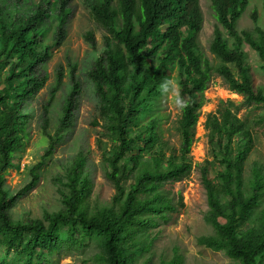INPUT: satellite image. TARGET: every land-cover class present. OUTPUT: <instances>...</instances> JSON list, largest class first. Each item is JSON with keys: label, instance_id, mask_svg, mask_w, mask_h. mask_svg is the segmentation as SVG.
<instances>
[{"label": "trees", "instance_id": "16d2710c", "mask_svg": "<svg viewBox=\"0 0 264 264\" xmlns=\"http://www.w3.org/2000/svg\"><path fill=\"white\" fill-rule=\"evenodd\" d=\"M67 1L61 0L52 42L46 41L51 16L44 3L21 19H16L15 12L0 9V264H52L93 242L101 246L104 256L99 259L105 264H131L145 250L150 230L169 223L184 206L182 194L175 201L166 184L182 180L193 167L190 152L204 91L214 74L243 100L236 104L228 99L206 116L208 142L220 169L212 176L211 160L196 163L210 208L208 219L215 231L199 241L245 264H264L262 166L255 164L249 184L245 176L254 130L256 125H264V115L249 120L238 114L242 105L264 108V91L255 86L241 49L243 42L248 43L258 52L264 68V29L257 25L252 31H240L237 27L249 0H211L218 25L210 50L219 60L217 65L200 50L198 34L204 20L200 0H86L106 32L105 49L91 78L99 117L111 142L106 151V175L116 191L112 204L89 210L94 182L85 171V157L80 155L68 174L69 194L60 211L26 222L12 219L15 197L4 188L6 174L19 165L15 157L30 139L31 115L25 110L48 78L39 67L67 35ZM253 18L257 20L256 14ZM225 33L234 39L233 46ZM87 38L95 45L92 33ZM174 70L186 106L180 109L178 120L179 151L167 156L159 120H143L152 110V101L161 95L159 84ZM57 90L58 85L52 98ZM76 91L64 107L63 131L73 124ZM261 206L260 230L244 233V226ZM181 263L177 254L163 264Z\"/></svg>", "mask_w": 264, "mask_h": 264}, {"label": "rangeland", "instance_id": "374dc122", "mask_svg": "<svg viewBox=\"0 0 264 264\" xmlns=\"http://www.w3.org/2000/svg\"><path fill=\"white\" fill-rule=\"evenodd\" d=\"M43 3L44 9L51 16L46 24L50 27L46 41L52 42L57 30L56 17L63 3L61 0H0V9H3V12H15L16 19H21L33 14L36 5ZM200 4L204 17L198 34L200 50L217 65L219 60L211 52L210 45L218 23L211 8V0H200ZM64 6L68 11L67 35L64 42L53 49L46 63L39 67V71L48 78L45 86L31 99L25 110L31 115L28 123L30 139L26 149L15 157V164L19 165L10 168L6 174L4 188L10 196L15 197L14 206L10 208V214L15 221L42 219L47 212L55 213L64 207V200L69 194L68 174L80 155L85 157V171L94 182L88 201L89 210L96 211L110 206L116 192L106 175L109 170L106 151L109 150L111 142L105 133L104 121L99 117L98 96L91 78L95 63L105 49L106 32L94 18L86 0H68ZM253 14L257 16L256 21ZM257 25L264 29L263 0H249L237 27L240 31H252ZM89 33L93 34L95 45L87 38ZM225 35L233 46L234 39L226 33ZM241 49L255 86L264 91V68L258 52L246 42L242 43ZM169 78L178 85L175 70ZM59 80H62L60 84ZM57 85L58 90L52 98V90ZM76 89L73 124L67 131H63L60 122L64 107L71 97V92ZM203 98L204 104L190 152L193 167L182 180L166 184V189L172 193L175 201L178 200L179 194H182L184 206L179 207L169 223L160 224L150 230L145 250L135 256L131 264H163L177 254L182 258L181 264H245L242 259L233 258L223 250L211 249L199 241L202 237L214 235L215 231L208 219L210 208L201 173L196 165L208 158L212 161L210 173L212 176L216 175L220 165L213 159L208 142L206 116L215 112L226 100L231 99L240 104L243 97L230 90L221 76L214 74ZM180 113L181 110L176 108L173 97L160 95L152 101V110L143 120H159L167 156L172 151H179ZM238 114L242 118L255 120L264 115V108H248L242 105ZM255 164L261 165L264 172L263 124L256 125L254 130V148L247 160L245 171L248 184ZM246 194L248 195V191ZM262 207L257 209L252 221L244 226V233L248 230H260ZM100 256H104L102 248L99 243L93 242L80 251H72L56 258L52 264H105L99 259Z\"/></svg>", "mask_w": 264, "mask_h": 264}, {"label": "clouds", "instance_id": "9594fccd", "mask_svg": "<svg viewBox=\"0 0 264 264\" xmlns=\"http://www.w3.org/2000/svg\"><path fill=\"white\" fill-rule=\"evenodd\" d=\"M158 89L162 96L174 98V104L177 109H183L186 106V101L180 95L178 85L174 80L165 78L159 84Z\"/></svg>", "mask_w": 264, "mask_h": 264}]
</instances>
